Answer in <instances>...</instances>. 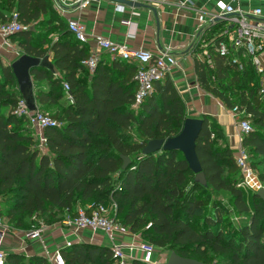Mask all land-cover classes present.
Segmentation results:
<instances>
[{"label": "trees", "instance_id": "trees-1", "mask_svg": "<svg viewBox=\"0 0 264 264\" xmlns=\"http://www.w3.org/2000/svg\"><path fill=\"white\" fill-rule=\"evenodd\" d=\"M16 11L28 27L11 34L23 53H52L56 71L39 65L31 70L38 86L36 102L50 109L58 124L43 128L46 150L38 147L33 127L25 113L18 114L21 97L10 63L0 61V194L7 217L16 225L27 223L37 213L65 210L75 215L78 207L116 200V218L132 232L147 237L156 246L209 263L207 251L228 256L231 264H264V199L251 190L244 196L234 149L224 137L214 116L202 113V127L195 149L207 179L201 184L182 152L162 149L143 154L146 142L176 134L187 117L186 105L169 75L154 82L152 93L137 107V63L103 53L94 70L83 60L90 55L87 44L72 36L67 19L52 0H0V23ZM224 21L211 26L206 38L217 34ZM57 32L48 48L42 30ZM194 50V71L201 86L227 107L237 105L253 124L242 134L241 145L252 165H262L264 181V93L258 91L257 75L250 63L239 70L212 51L214 67ZM213 75V76H212ZM68 83V89L63 82ZM12 87H7V84ZM7 109L6 113L4 109ZM122 155L130 165L122 168ZM257 169V168H256ZM211 187L226 190L238 212H249L239 227L225 221L217 201L206 212L203 194ZM249 189V188H248ZM0 215L4 217L0 210ZM23 221V222H21ZM29 222V221H28ZM65 264H113V247L76 241L59 248ZM5 264H50L41 254L8 252ZM131 264H163L139 258Z\"/></svg>", "mask_w": 264, "mask_h": 264}, {"label": "crops", "instance_id": "crops-1", "mask_svg": "<svg viewBox=\"0 0 264 264\" xmlns=\"http://www.w3.org/2000/svg\"><path fill=\"white\" fill-rule=\"evenodd\" d=\"M52 1L55 3L54 7L61 10L66 19H78L84 26L90 35L89 40L84 43L90 51H94V37L99 35L131 48L148 49L153 54L163 51L166 46L171 47L178 63L170 68L167 75L185 102L187 116L200 117L202 113L211 114L221 125L230 147L235 149L241 144L242 135L226 106L197 85L194 49L201 47L199 31L206 25L208 16L221 13V3L231 2L244 10L255 5L264 9V0H132L130 3L99 0L89 1L88 5L82 8L77 7L74 0ZM116 4H121L123 9H116ZM126 19L130 22L127 23ZM16 42H12L9 37V42L5 43L0 35L1 60L11 63L16 58ZM103 53L107 52L101 51L98 59ZM47 54L52 61V53L49 51ZM108 56L115 57L110 54ZM262 60L264 61V55ZM61 222L42 225V239L26 238L24 232L9 230L0 238V248L6 254L23 252L26 257L31 254L46 256L47 252L51 254L61 246L76 241L113 246L143 240L140 234L132 232L128 227L126 232L108 235L102 230H76Z\"/></svg>", "mask_w": 264, "mask_h": 264}, {"label": "built area", "instance_id": "built-area-1", "mask_svg": "<svg viewBox=\"0 0 264 264\" xmlns=\"http://www.w3.org/2000/svg\"><path fill=\"white\" fill-rule=\"evenodd\" d=\"M89 1L99 0H74V3L77 4V7L82 8L87 6ZM220 7L221 13L208 16L206 25L202 26V29L200 28L199 39L202 47L200 56H202L210 68L214 67V59L211 55L212 51L225 56L239 70L244 69L245 65L250 63L257 75L258 91L264 93V61L262 60L264 55L263 7L255 5L248 10H244L241 6L234 5L231 2L221 3ZM116 9L122 10L123 6L116 4ZM220 19L224 21L222 28L216 35L211 36L209 39L206 38L211 26ZM125 21L127 23L130 22L128 19ZM67 25L76 39L81 42L89 40L90 35L85 31L84 26L78 19L68 18ZM24 27H28V25L20 22L16 11H13L7 21L0 23V35L4 38V42L8 43L9 36ZM101 51L137 63L135 73L137 89L134 94L133 104L135 107L147 95L152 93L154 82L164 78L170 68L178 63L177 57L172 53L169 46H166L163 51L153 54L148 49L131 48L124 43L116 42L99 35L94 37V51H90L89 57L83 60L90 72L94 70L98 54ZM63 85L65 89H68L67 82L64 81ZM197 85L202 87L198 79ZM206 91L211 94L210 91ZM217 99L222 102L219 98ZM226 108L235 119L241 134L251 130L252 124L247 117L245 109L239 108L237 105L232 107L226 106ZM16 112L18 114L25 113L28 116L29 124L34 128V137L38 141V147L41 150H45L43 128L47 125L58 124V121L50 117V115L39 111L38 108L32 111L28 110L22 100ZM234 159L240 171V185L254 191L264 188V181L260 178L258 170L252 165L248 150L241 144L234 150ZM62 223L76 230L82 228H89L92 231L102 230L108 235L127 231V226L122 224L116 217L107 213L103 203H93L79 207L75 215L64 217ZM9 230V226L0 215V238L8 233ZM24 235L26 238L42 239V227L29 229L24 232ZM112 247L115 257L113 264H131V260L134 258H139L145 262H159L156 257L155 245L150 241H131L114 244ZM46 257L50 264H65L59 250L51 254L47 252ZM166 259L167 257L165 261ZM5 260L6 253L0 248V264H5Z\"/></svg>", "mask_w": 264, "mask_h": 264}, {"label": "water", "instance_id": "water-1", "mask_svg": "<svg viewBox=\"0 0 264 264\" xmlns=\"http://www.w3.org/2000/svg\"><path fill=\"white\" fill-rule=\"evenodd\" d=\"M117 2L130 3L132 0H113ZM226 16V15H224ZM12 72L15 76L17 89L19 91L22 102L25 107L32 111L37 109L34 83L32 80L31 70L39 65L48 67L54 71V63L50 60L49 55L34 56L22 53L10 63ZM202 127V119L200 117L187 116L180 130L166 138H154L146 142L142 149L143 154L155 153L162 149H175L183 153L188 166L195 173V179L201 184H206L207 179L202 171L195 149L196 138ZM122 168H126L131 163L128 155H122ZM264 199V188L256 191ZM164 264H205L193 257L183 256L176 251H170Z\"/></svg>", "mask_w": 264, "mask_h": 264}, {"label": "rangeland", "instance_id": "rangeland-1", "mask_svg": "<svg viewBox=\"0 0 264 264\" xmlns=\"http://www.w3.org/2000/svg\"><path fill=\"white\" fill-rule=\"evenodd\" d=\"M56 10H57V8H56ZM57 11L61 14V10L60 11L57 10ZM39 30H42L41 36H44L45 41H46V43L43 45V47L48 48L50 42L55 37H57V32L55 30H53L52 28H49L46 25H37V31H39ZM16 40H17V37L13 38L12 42H15ZM16 43H15V46L17 48L15 49V57H17L23 53L22 49L19 48ZM1 62L7 63V60H1ZM32 80L34 83V92L35 93L37 91L36 89L38 86L41 85V86L47 87L46 81L35 80L33 78V76H32ZM11 85L14 86V84L8 83L7 87H12ZM16 89H17V85H16ZM36 105H37L39 111H41L45 114H48V115H50L49 113H53V110L57 109L60 106L59 104H56L52 108L46 109V106H41V104L38 102H36ZM6 111H7V109L5 108L4 112L6 113ZM186 115H187V113H186ZM252 126H253V124H252ZM33 132H34V128H33ZM215 140H216V142H221V141L226 142L225 136L221 137V135L216 136ZM252 157L254 158L255 156H252ZM256 168L258 169L259 173L263 170L262 165H256ZM240 182H241V179L239 178L238 183L240 184ZM242 187H243L245 198L247 200H249L251 190L248 189L247 187L243 186V185H242ZM214 200L218 202L219 206L223 210V212L225 214L224 215L225 221L227 220V221L231 222L232 228L233 227H239V226L243 225L249 219V215H250L249 212H242L241 213V212H238L236 210V208L234 207L233 202L231 200L230 193L228 191H226V190H215V189L209 187L208 190L203 194V203L206 206V212L212 211L211 206H212V202ZM4 203H5V200L2 198V196L0 194V210H1L2 214L4 215L3 218H4L5 222L7 223V225L9 226L10 230L17 231V232H25L29 229H33L36 227H42V225H44V224H52L55 222L56 223L61 222V220L64 217H66L70 214V213L66 212L65 210H61V211L56 210L55 212H52L51 214L37 213L36 215H33L32 217H29L27 219L29 222L27 221V223L26 222L24 223L23 221H21V222H23V224L16 225L14 222L16 215H14L12 219L7 217L6 207H5ZM102 203L105 205L107 213L109 215H112L115 217L116 216V207H117L116 206V200L113 198H108V199L104 200ZM142 239L145 241L151 242V240H149L147 237H142ZM155 248H156V257H157L158 261L160 263H165L164 258L166 256H168V254L170 253V250L165 249V248L160 247V246H157V245L155 246ZM207 259L209 260V263H207V264H231L229 262L228 256L223 255V254L218 253V252H212L210 250V248L207 251Z\"/></svg>", "mask_w": 264, "mask_h": 264}]
</instances>
